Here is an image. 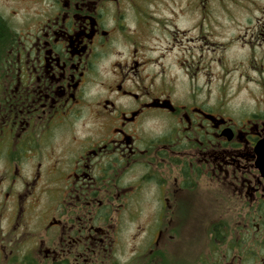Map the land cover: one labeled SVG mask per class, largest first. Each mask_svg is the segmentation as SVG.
<instances>
[{"label": "flooded vegetation", "instance_id": "1", "mask_svg": "<svg viewBox=\"0 0 264 264\" xmlns=\"http://www.w3.org/2000/svg\"><path fill=\"white\" fill-rule=\"evenodd\" d=\"M11 1L0 6V216L10 212L12 241L40 264H119L116 217L146 206L159 212L156 257L189 212L212 206L206 189L216 212H243L210 225L217 264L263 260L264 0Z\"/></svg>", "mask_w": 264, "mask_h": 264}, {"label": "rangeland", "instance_id": "2", "mask_svg": "<svg viewBox=\"0 0 264 264\" xmlns=\"http://www.w3.org/2000/svg\"><path fill=\"white\" fill-rule=\"evenodd\" d=\"M165 1L167 0H158V2H163L164 6ZM24 4L28 6L29 0H23V4H19V6H21L20 8H23ZM0 6L4 11L7 9L10 10L12 7H17L11 0H0ZM164 6H159V12L162 14L161 17L167 13V9ZM5 8L7 9L5 10ZM23 13L24 12H21L18 17H21ZM179 88H181L180 92H182V85H179ZM247 102L251 103V100H247ZM238 103L244 104V100L240 101V99H237L232 103V108H236ZM202 195L207 202L212 201V206L208 204L204 211L189 212L192 216H189L190 222L187 231H181L179 227L178 230L180 229V231L179 233L177 231V240L168 241L167 237L164 235L157 248L160 250L156 253V257L152 256V258H156L154 259L156 262L161 263L163 261L162 255L164 254L165 257L174 264L217 263L216 251L218 243L213 240L211 234L212 227L210 225L213 222H223L224 224L236 223L243 219V212L240 207H237L234 203H232L233 208L237 207V209H233L228 214L225 212V209H227L226 207L222 209L219 208V211L216 212L217 207L215 208V206L217 204L213 201L212 194L205 189V191H202ZM47 198L48 197L43 196L41 204L33 202V207H37L38 213H40L41 210L50 209ZM1 199L0 197V201ZM1 211L2 210H0V213ZM48 213L49 212H45L41 214V216L39 215V217L28 218L24 224L26 230L34 229V226H38L44 222ZM158 214L159 212L144 206L142 211L126 213L124 217H116L118 219L115 223L117 222L118 225L116 226L118 229L117 250L120 253V255L118 254L117 260L119 264H146L148 262V253L154 246L155 230L153 229V219ZM11 221L10 212H4V214L0 216V264H9L11 260L9 261L7 258L11 250H18V255H20L19 258L23 256L35 258L34 254L28 253V251L30 252L31 245L24 246L21 243L12 241L13 235L10 231L12 225ZM234 225L236 224L230 225L229 228L234 227ZM155 229H157V227ZM262 237L264 238L263 234L258 235L259 239ZM251 242V239L247 240L245 242V247H254L255 250H258L259 245H257V243L252 245ZM220 248L223 252L226 251L225 247L223 248V246H221ZM160 251L163 254H161ZM263 260L261 258H258L256 261L253 259L251 261L246 260V263L263 264ZM246 263L243 261V264Z\"/></svg>", "mask_w": 264, "mask_h": 264}, {"label": "trees", "instance_id": "3", "mask_svg": "<svg viewBox=\"0 0 264 264\" xmlns=\"http://www.w3.org/2000/svg\"><path fill=\"white\" fill-rule=\"evenodd\" d=\"M3 34H4V26L1 25V23H0V75H2V72H3V65H2V62H1V55H2L1 53L3 52V50H4L5 46H6L5 44L1 45V43L3 42L2 39H5ZM15 41H16V36H13V43H15ZM215 233L216 232L213 229L211 231V234L213 236V240H215ZM161 254H163V253L161 252ZM162 257H163V261L161 263H158V262H156L154 260V257L153 258L151 257V259H150V257L148 256V262L146 264H172L173 263L171 260L166 258L164 254L162 255ZM9 264H40V263H39V261L36 258H33L31 256H23L21 258L12 259L9 262ZM205 264H208V263L206 262ZM215 264H217V263H215Z\"/></svg>", "mask_w": 264, "mask_h": 264}]
</instances>
